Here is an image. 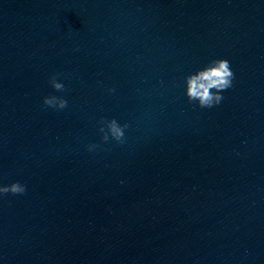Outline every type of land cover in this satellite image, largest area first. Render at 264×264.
<instances>
[{"label":"clouds","instance_id":"9594fccd","mask_svg":"<svg viewBox=\"0 0 264 264\" xmlns=\"http://www.w3.org/2000/svg\"><path fill=\"white\" fill-rule=\"evenodd\" d=\"M234 73L231 70L227 59H213L194 74L185 77V95L189 102H197L201 108H212L219 105L224 97L221 93L232 87ZM53 89L58 92L65 91L63 83L58 82L57 76L53 75L49 79ZM114 91V89H109ZM43 104L57 110L67 107V100L58 96H47ZM99 132L102 134V140L108 142L109 137L122 143L124 138V129L127 124L121 125L115 118L102 119ZM95 147V146H92ZM26 192V186L13 182L10 185H0V196L6 194L23 195Z\"/></svg>","mask_w":264,"mask_h":264}]
</instances>
